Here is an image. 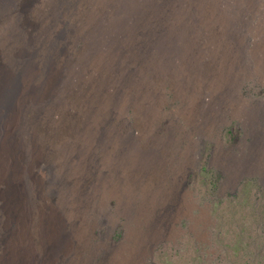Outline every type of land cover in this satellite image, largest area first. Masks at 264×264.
Segmentation results:
<instances>
[{
    "label": "rangeland",
    "instance_id": "374dc122",
    "mask_svg": "<svg viewBox=\"0 0 264 264\" xmlns=\"http://www.w3.org/2000/svg\"><path fill=\"white\" fill-rule=\"evenodd\" d=\"M0 264H264V0H0Z\"/></svg>",
    "mask_w": 264,
    "mask_h": 264
},
{
    "label": "bare ground",
    "instance_id": "6f19581e",
    "mask_svg": "<svg viewBox=\"0 0 264 264\" xmlns=\"http://www.w3.org/2000/svg\"><path fill=\"white\" fill-rule=\"evenodd\" d=\"M10 130V129H9ZM20 238V237H19ZM26 259V258H25Z\"/></svg>",
    "mask_w": 264,
    "mask_h": 264
}]
</instances>
